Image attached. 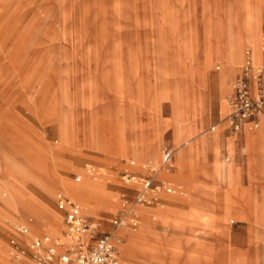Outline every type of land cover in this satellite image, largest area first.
I'll return each instance as SVG.
<instances>
[{"label":"rangeland","instance_id":"1","mask_svg":"<svg viewBox=\"0 0 264 264\" xmlns=\"http://www.w3.org/2000/svg\"><path fill=\"white\" fill-rule=\"evenodd\" d=\"M249 4L262 24L264 0H0V264L29 263L10 245L21 224L30 238L66 239L60 191L105 231L133 205L138 226L117 233L123 264H264V151L249 163L246 137L226 118L254 54L242 34ZM220 52L235 66L224 93ZM219 130L220 156L206 139L197 158V136ZM252 130L264 132L263 115ZM167 147L172 167L158 177L179 191L134 205ZM222 164H236L239 183L214 175ZM126 232L141 236L134 250Z\"/></svg>","mask_w":264,"mask_h":264},{"label":"built area","instance_id":"2","mask_svg":"<svg viewBox=\"0 0 264 264\" xmlns=\"http://www.w3.org/2000/svg\"><path fill=\"white\" fill-rule=\"evenodd\" d=\"M246 54V65L237 80L235 94L230 101L232 111L228 115L229 129L236 135L242 133L245 123H252L251 128L258 127L261 116H264V21L261 40L262 63L255 67L250 50H247ZM173 152L167 147L163 150L159 166L150 162L147 164L149 173L140 181L134 205L160 204L163 202L161 190L167 194L179 191L175 184L156 177L162 167H171ZM126 178L130 181L134 176L127 173ZM56 203L65 212L66 240H55L49 236L31 237L27 247H24L21 243L22 236L27 233L28 228L21 224L16 230L22 239L10 240L12 253L16 257L27 258L28 264H123L118 243L124 240L117 233L121 227L129 226L135 229L138 226L139 215L133 205L127 208L125 215L113 219L111 231H105L99 222L84 213L83 207L70 195L58 192Z\"/></svg>","mask_w":264,"mask_h":264},{"label":"bare ground","instance_id":"3","mask_svg":"<svg viewBox=\"0 0 264 264\" xmlns=\"http://www.w3.org/2000/svg\"><path fill=\"white\" fill-rule=\"evenodd\" d=\"M261 28H262V24H261L259 9L253 8L250 4L247 5L244 9V14H243V18H242V31H243L242 34L244 35V38L246 39V41L251 42V45L254 48V54L252 55V53H251V58H252V61H253V64L255 67L259 66L262 63L261 62L262 61V57H261V55H262L261 54V40H262ZM235 31H236V39L239 40L240 39L239 37L241 34L239 33V30L236 29ZM219 54H220V59L226 64V69H225V71H223L221 73L220 79H219L220 89L224 93V92L229 91L231 89L229 77L233 74V69L235 68V66L230 64L227 61V56L225 54H223V52H220ZM246 59H247V54H246L245 62H246ZM238 62H242V58H239ZM254 89H256V87ZM244 126L248 127V129L253 132L252 128L248 125V123H245ZM216 128H217V126L212 127L213 130H216ZM201 140H202V138L197 139V141H196V143L198 144L197 158L203 159V157L207 154L206 153L204 154L202 151ZM246 149L248 150V153H249V163H251V160H252L251 158L254 155V153L256 152V143H255L254 139L252 142L247 141V148ZM213 154H214V148H213V145L210 143V155H211V158L215 161ZM159 155H160L159 160H161V154H159ZM210 155L206 156V158H208V157L210 158ZM213 164L215 165V163H213ZM223 165L224 164H222V168H223L222 179L225 181H227L228 179H231L232 185L239 183V179L241 176V170L236 166V164H230L228 166H223ZM171 167H172V164H171ZM159 171L156 174V177L158 179H159V177H158ZM68 189H69L71 195L80 198L79 195H81V194L79 192H75L73 187L68 188ZM234 191L236 193V196L241 197V199L246 200L248 192L238 193L237 190H234ZM28 224H29V229L32 232L33 225L30 223H28ZM121 229L126 231L124 229V227H121ZM125 236L127 238L129 237V239L131 240V245L129 247L131 250H134V248L141 242V236L139 234H133L132 232H126ZM22 237L25 240L30 238L28 230H27V233L25 235H23ZM57 239L63 240L60 237L56 238L55 240H57ZM65 240H63V241H65ZM125 244L126 243H118V246H119V248H121L122 245H125Z\"/></svg>","mask_w":264,"mask_h":264},{"label":"crops","instance_id":"4","mask_svg":"<svg viewBox=\"0 0 264 264\" xmlns=\"http://www.w3.org/2000/svg\"><path fill=\"white\" fill-rule=\"evenodd\" d=\"M261 57H262V55H261ZM222 112H226V111L225 110L223 111V109H222ZM228 115H226V118H228ZM221 124L222 123H220V124L218 123L217 127ZM199 132H197V133H199ZM237 135H239V134H237ZM242 135L246 137L247 141L252 142L253 139L255 140L256 150L258 149L260 152L264 151V132H263V130H259L255 133H253L252 131H250L248 129V127L244 126V129L242 131ZM201 138H202L201 144L204 143V141H206V139L209 140V142L213 145V148H214L213 156L215 157V154H217L216 156L219 157L220 152H221V146H222L220 130L217 131V133L214 135V137L212 135L208 136V137L197 136V139H201ZM197 139H195V141H197ZM232 144H233L232 142H229L227 145V148L229 151H233V145ZM263 167H264V165H263ZM214 171H215L214 175H217L219 177V180H221L222 179V172H223L222 166L220 167V169L219 168L217 170L214 169ZM87 187L88 186H86V188L83 186H73V189L75 190V192H79L83 196L81 201L86 202V203H94L95 205H101L100 201L98 200L96 193L94 191L90 190L89 187L88 188ZM248 197H249V194H247L246 200L248 199ZM163 201L166 202V200L164 198H163ZM181 232L183 234L184 232H186V230H183Z\"/></svg>","mask_w":264,"mask_h":264}]
</instances>
